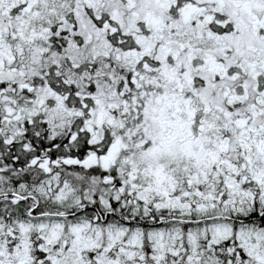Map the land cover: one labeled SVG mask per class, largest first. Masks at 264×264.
<instances>
[{
  "label": "snow or ice",
  "instance_id": "snow-or-ice-1",
  "mask_svg": "<svg viewBox=\"0 0 264 264\" xmlns=\"http://www.w3.org/2000/svg\"><path fill=\"white\" fill-rule=\"evenodd\" d=\"M0 264H264V0H0Z\"/></svg>",
  "mask_w": 264,
  "mask_h": 264
}]
</instances>
